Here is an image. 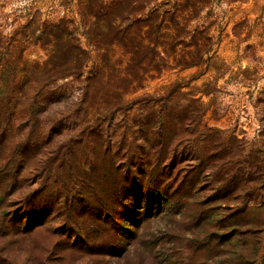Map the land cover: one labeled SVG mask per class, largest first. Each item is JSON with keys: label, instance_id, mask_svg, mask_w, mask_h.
Segmentation results:
<instances>
[{"label": "rangeland", "instance_id": "1", "mask_svg": "<svg viewBox=\"0 0 264 264\" xmlns=\"http://www.w3.org/2000/svg\"><path fill=\"white\" fill-rule=\"evenodd\" d=\"M56 24L64 32L58 55L77 43L89 56L84 75L103 74L102 89L90 85L88 103L96 92L108 90L110 101L124 86L122 97L133 99L180 81L204 105L202 126L233 135L250 170L264 171V0H0V33L21 42L29 62L47 59V33ZM57 84L64 89L58 102L36 109H44L54 135L17 114L19 106L0 121V264H264V188L249 204L245 192L216 201L209 170L168 157V178L154 197L140 200L134 186L121 194L110 173L112 162L125 160L115 152L127 150L121 130L111 131L120 115L104 136H74L71 113L83 84L70 77ZM137 113L134 107L128 116ZM182 116L174 108L165 120L170 126ZM135 144L131 153L145 160L146 143ZM213 152L204 156L224 153ZM138 170L129 173L135 185ZM195 174L192 190L180 185ZM104 204L114 206L105 222Z\"/></svg>", "mask_w": 264, "mask_h": 264}, {"label": "trees", "instance_id": "2", "mask_svg": "<svg viewBox=\"0 0 264 264\" xmlns=\"http://www.w3.org/2000/svg\"><path fill=\"white\" fill-rule=\"evenodd\" d=\"M58 29L57 24L50 26L45 43L49 47L50 54L42 63H32L23 59L21 42L18 43L15 37L11 38L0 33V121L6 116L5 114L12 115L15 108L19 106L22 107V110L17 114L24 115L27 120L39 122L44 135H54L55 129L48 126L44 109L42 111L36 109L41 104H49L50 101V103L58 102L64 89L57 84V81L70 77L72 81L83 84L80 97L77 102L73 103L75 108L71 113L73 127L76 129L74 136H84L85 138L96 134L104 136L110 132L109 125L112 124L116 116L120 115L121 117L119 120L121 124L114 125L111 131L121 130L118 142L127 146V150L122 154H120V150L115 152L114 158L119 161H122L123 158L125 160L119 166L112 162L110 172L119 177L117 186L120 187L118 192L120 191L121 194L126 193L129 187L134 186L140 200L144 196L154 197L153 189H160V185L168 178L163 167V163L168 157L172 161L179 157V162H196L198 173L209 170L208 178H211V183L217 185L216 201L229 200L231 195L238 197L244 192V198L247 197L245 199L250 201L252 197L258 195L257 191L264 188V171L260 167L255 168L254 171L250 170L252 163L249 162V158L245 161L240 158L244 153L242 145L241 143L237 144L233 135H225L223 130L217 128L202 126L204 105L195 95L181 91L182 83L180 81L164 87L161 93L144 94L133 99L122 97L127 92V88L124 86L120 88V92H114L110 101L106 98L108 90L102 94L96 92L97 97L88 103L90 85L97 83L102 89L103 74L98 69H93L84 75L83 69L89 61V56L77 43H71L68 46L70 50L68 55H58L60 49L63 48L62 40L64 38V32ZM17 33L19 32L15 30L13 35L17 36ZM149 61L153 62L152 70L159 71L155 56L152 55ZM67 64L69 66L65 67ZM196 64L195 59L188 66ZM125 75L132 76L135 81L140 78L139 74L125 72ZM134 107L138 113L129 117L128 113ZM174 108H177L178 113L181 111L183 116L181 120L179 119L176 123L168 126L167 123L171 121L166 120L169 119ZM61 113L59 112L57 115H61ZM139 139L146 143L143 152H141L146 158L143 161L141 157H135L131 153L136 147V140ZM173 142L175 146H170ZM201 142H205L204 146H201ZM106 150L110 152L111 147L107 145ZM208 151L224 153L221 156H204V153H208ZM169 153L170 156H166ZM262 158L260 162L264 163V156ZM135 167L139 169L140 185H135V181L132 184L133 181L129 180V173ZM187 179L180 185L192 190L198 183L196 181L198 176L195 174L189 182ZM252 183L254 186H251ZM180 190L181 188L176 192L180 197H183L185 194ZM226 190H228L227 194H225ZM161 195L159 193L157 197L159 198ZM247 203L249 204L251 201ZM104 205V213L107 214L105 222L114 211V206Z\"/></svg>", "mask_w": 264, "mask_h": 264}]
</instances>
